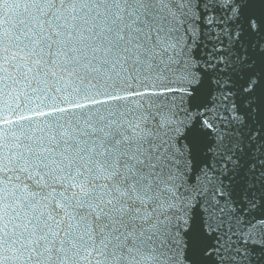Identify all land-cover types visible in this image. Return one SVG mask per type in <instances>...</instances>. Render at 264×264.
I'll list each match as a JSON object with an SVG mask.
<instances>
[{
  "label": "snow or ice",
  "instance_id": "obj_1",
  "mask_svg": "<svg viewBox=\"0 0 264 264\" xmlns=\"http://www.w3.org/2000/svg\"><path fill=\"white\" fill-rule=\"evenodd\" d=\"M0 264H264V0H0Z\"/></svg>",
  "mask_w": 264,
  "mask_h": 264
}]
</instances>
